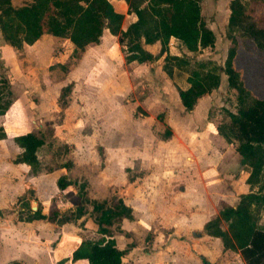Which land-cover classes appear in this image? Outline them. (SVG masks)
Segmentation results:
<instances>
[{"label": "rangeland", "instance_id": "374dc122", "mask_svg": "<svg viewBox=\"0 0 264 264\" xmlns=\"http://www.w3.org/2000/svg\"><path fill=\"white\" fill-rule=\"evenodd\" d=\"M29 1L11 0L14 6ZM218 1L209 0L202 11L205 23H213L212 46L191 52L180 40L169 39L168 52L185 58L189 67L201 63L208 68L221 66L226 58L231 41L224 31L226 10ZM73 49L67 38L55 36H46L33 48L22 47L21 54L0 47L2 88L6 98L12 100L6 116L0 118L3 130L9 132L0 141V150L4 152L1 161H14L21 151L15 138L32 131L44 139L38 158L55 169L41 182L46 188L43 195L26 191L18 198L19 206L28 211L32 200L42 209L49 205V215L53 211L68 215L82 205L85 213L78 220L82 224L68 222L66 232L75 231L72 234L84 238L95 234V213L83 198L102 201L112 195L120 196V187L131 181H137L136 185L129 186L125 195L139 215L142 208L137 186L144 187L145 178L159 183V179L176 174L174 189L180 191L183 182L179 177L186 174L193 183V202L186 210L192 209L194 221L200 212H211V203L204 206L206 198L213 200L209 193L216 196L213 201L219 207L220 196L236 201L239 193L247 191L235 144L226 143L217 133L218 125L228 119L227 111L236 107L235 91L227 86L224 74L221 73L215 90L186 111L180 104L177 88L188 86L187 72L174 67L168 76L162 68L164 55L152 63H126L116 36L106 32L98 43L76 52ZM149 49L156 53L159 46ZM254 57L245 54L238 63L244 67L246 85L253 92L264 93V63ZM64 163L68 166L62 167ZM17 173L26 174L20 167ZM61 173L74 182L64 190L56 186ZM108 183L117 185L114 192L106 191ZM79 185L83 186V195ZM177 197L174 204H183L182 197ZM137 219L152 220L150 216ZM259 223L264 224V209L260 211ZM152 229L151 226L143 233L135 231L136 240L157 249L158 244L165 245L171 238L175 242L190 236L153 233ZM112 236L118 248L128 245L131 239L116 230ZM213 255L215 262L221 256L225 258L221 264H232L234 260L229 250H216Z\"/></svg>", "mask_w": 264, "mask_h": 264}, {"label": "trees", "instance_id": "16d2710c", "mask_svg": "<svg viewBox=\"0 0 264 264\" xmlns=\"http://www.w3.org/2000/svg\"><path fill=\"white\" fill-rule=\"evenodd\" d=\"M124 1L128 4L127 12L133 13L136 19L123 29L122 15L114 11L109 0H30L19 6H14L11 0H0V33L15 49L31 45L43 34H49L67 38L76 52L98 43L107 30L117 37L126 63H152L164 55L162 68L168 76L172 75L174 67L185 68L188 86L177 88V94L186 111H190L199 98L215 90L221 73L224 74L227 86L235 91L236 107L234 111H227L228 119L218 125L217 133L226 143L235 144L240 163L249 172L246 183L257 186V190L240 194L235 205L221 202L218 214L204 223L203 231L219 238L223 248L239 250L246 264H264V224L259 223L260 211L264 209V93L253 92L246 85L244 67L238 63L245 54L264 63V0H229L224 31L231 46L223 64L210 68L202 63L189 67L185 58L168 52L170 37L180 40L191 52L214 44V33L202 16V0ZM154 43L159 46L156 53L145 49V45ZM2 81L0 78V115H4L12 103L10 97L6 98ZM2 138L5 132L0 125ZM15 141L21 148L16 162L28 165L34 174L53 168L38 158L37 152L44 144L42 137L30 131L16 137ZM63 165L66 167L68 163ZM73 183L65 175L56 180L61 190ZM79 188L83 195V186ZM83 200L95 213V234L82 238L72 252L71 261L121 264L124 251L116 246L112 231L121 230L122 219L132 218L131 208L119 195L102 201L87 197ZM84 213L81 205L68 215L53 211L47 216L36 209L32 216L47 217L62 225L76 223Z\"/></svg>", "mask_w": 264, "mask_h": 264}, {"label": "crops", "instance_id": "0c3cea01", "mask_svg": "<svg viewBox=\"0 0 264 264\" xmlns=\"http://www.w3.org/2000/svg\"><path fill=\"white\" fill-rule=\"evenodd\" d=\"M109 1L113 6L114 11L122 15V21L120 24L121 28L124 29L127 23L136 19L133 13L127 12L128 4L124 0ZM208 1L209 0H202V11L204 4L208 3ZM218 2H220L222 7L225 8L227 17L229 0H219ZM216 6L217 3L214 1L213 8ZM129 17L131 19L126 23V20H128ZM206 25L213 31L212 22H206ZM105 32L109 34L107 30H104L102 36ZM46 36L52 35L43 34L33 44H24L23 48H33L38 46V44L46 38ZM52 37L54 38V36ZM0 41L2 42L0 44L1 48H7L8 52L15 50L21 54L20 49L11 47L2 39L1 33ZM70 44L72 45L71 42ZM157 45V43L147 44L144 47L150 51L149 48H156ZM0 52L1 54L3 53L2 51ZM150 52L153 53L154 51ZM19 54L18 58H20ZM7 112L8 110L4 115H0V118L2 119V117L6 116ZM6 131H4L5 138L0 139V141L5 140L6 137L9 136V132ZM234 152L237 154L235 146ZM3 154L4 152L0 150V264H11L13 262L18 264H86V261L84 260L77 262L71 261L72 252L79 245L82 238L72 234V232L75 231L66 232L68 229V222L58 225L47 217L37 219L32 216V213L36 209H38L42 214L48 216L49 205L42 209L36 201L30 200L31 203H36L35 210L31 209V203L28 206V211H26L24 207L19 206L20 201H18V198L19 196H23L26 191L31 190L32 194L36 196L43 195L42 192H44L46 188L41 182L44 181L46 176L49 177L50 173L55 169L52 168L51 170L40 171L34 174L30 171L28 165L16 162L15 159L17 157L12 162L10 159L6 162L1 161ZM219 158L223 160L221 154ZM61 166L65 167L63 164ZM19 167L20 170L24 169L26 174L23 175V173H17V168ZM241 167V172L243 173V176H241L243 186L246 187L247 191L241 192L239 195L249 191H256L257 186L251 187L246 183V178L249 172L243 165H241ZM14 172H16L17 175L20 174V177H16ZM61 175L65 174H59V176ZM182 176L183 178L179 177V179H182L183 182L180 191H176L174 189L178 181L176 174H174L173 177L171 175L166 179H159V183H155L151 180V178H145L143 180L144 187L141 189L138 188L140 185L137 183V185H139L137 186V196L139 197L138 202H140V206L142 208V213L139 215L135 213L133 204H128L129 202H127L125 195V190H127L129 186L136 185L134 182L137 181H131L129 182V185L120 187V196L122 197L123 202L129 206L132 211V218L122 219L120 223L121 230L116 231L118 234L131 238V241H127L128 245L123 248H119L124 251L121 258V264H204V261L214 264L216 255H213V253H215L216 250H220L221 252L229 250L223 248L219 238L209 236L203 231L204 223L218 214L219 207L215 206L213 201L216 196L209 193L212 195L213 200L209 197V202L206 198L207 203L204 206L208 207L207 205L211 203L213 205L211 212L209 214L208 212H200L198 218L194 221V213H192V209H189V211L186 210V207H190V204L193 202V183L189 181L186 174L182 173ZM116 187L117 185L108 183L106 185V191L110 192L112 190V192H114ZM117 192L118 190L115 191V193ZM177 196L182 197V200H180L183 204H174L178 198ZM219 200L220 203L225 202L230 205H235L238 199L233 201L226 195H222L219 197ZM47 202L49 203L50 201L48 200ZM179 209L183 211L181 213H177V210ZM149 216L152 220L147 221V219H137L138 217L147 218ZM78 220L76 221L77 224L79 223ZM151 226L153 228V233L158 232L171 235L183 233L189 234L190 236L175 242H172L174 238H171L169 243L165 242V245L158 244L156 246L157 249H154L153 244L145 246L142 241H137L135 235V231L143 233L146 232V230H150ZM195 230H197V235ZM229 251L233 254L234 260L232 261V264H246L239 250ZM223 262H225V258L223 259V256H221V259L215 263L221 264Z\"/></svg>", "mask_w": 264, "mask_h": 264}, {"label": "water", "instance_id": "95a60500", "mask_svg": "<svg viewBox=\"0 0 264 264\" xmlns=\"http://www.w3.org/2000/svg\"><path fill=\"white\" fill-rule=\"evenodd\" d=\"M31 209H32V210H35V209H36V203H35V202H32V203H31Z\"/></svg>", "mask_w": 264, "mask_h": 264}]
</instances>
